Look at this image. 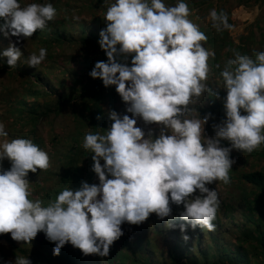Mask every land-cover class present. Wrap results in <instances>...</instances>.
I'll return each instance as SVG.
<instances>
[{
    "label": "clouds",
    "instance_id": "clouds-1",
    "mask_svg": "<svg viewBox=\"0 0 264 264\" xmlns=\"http://www.w3.org/2000/svg\"><path fill=\"white\" fill-rule=\"evenodd\" d=\"M105 2L106 27L98 43L107 62H97L89 75L106 88L115 86L131 118L111 111V127L84 138L99 183L64 188L47 203L33 199L28 174L48 170L50 157L30 139H6L0 122V162H11L9 170L0 167V234L10 233L12 240L31 245L44 233L55 244V256L71 244L85 256L107 257L123 235L122 224L139 225L153 213L164 220L172 215L170 205H183L179 218L187 224L178 226L182 234L188 226L214 231L220 201L217 191L206 185L230 182L233 149L252 153L264 145V51L254 53L255 59L236 52L226 61L219 74L226 118L214 123V136L206 138L205 125L213 117L207 113L201 118L195 105L205 93L220 99L205 83L209 57L215 54L202 43L206 35L188 19V5L184 0L174 6L166 0ZM56 15L48 0L24 6L20 0H0V32L6 38H30ZM209 16L218 32L232 27L222 12L213 9ZM46 55L40 48L25 63L37 68ZM22 56L14 44L0 53L10 68ZM137 118L160 126L159 134H146L137 127ZM222 141L230 147H222ZM15 264L31 262L17 256Z\"/></svg>",
    "mask_w": 264,
    "mask_h": 264
},
{
    "label": "rangeland",
    "instance_id": "rangeland-1",
    "mask_svg": "<svg viewBox=\"0 0 264 264\" xmlns=\"http://www.w3.org/2000/svg\"><path fill=\"white\" fill-rule=\"evenodd\" d=\"M244 1L221 0V8L218 6L219 0H184L190 10L188 19L198 25L199 29H208L212 26L209 13L213 9L218 11V8H221V12L229 17L228 23L232 27L226 29V40L232 42V45L230 49L221 50L222 53L218 50L220 61L224 62L222 67H224L227 59L234 58V53L243 54V50L239 47L244 48V51L248 52L246 55L253 59H255L254 53L264 51V0ZM33 2L45 3V0H20L22 6ZM48 2L53 4L57 12L56 18L49 22L46 28L48 35H50L49 39L48 36L40 37L36 32L30 38L11 36L6 38L0 32V53L6 50L10 44L20 48L23 53L15 68L8 66L7 58H0V122L5 125V130L8 132L6 139L8 140L24 138L34 141L32 134L27 135L31 132L39 137L38 146L49 155L51 166L46 171L38 169L36 173L29 172L27 179L31 183L32 198L41 199L45 203L50 201L43 199L47 191H53V195H55L54 191L57 189H79L82 182H87L89 185L99 183L96 174H92L90 163L92 157L89 156H81L76 159V164L84 169L83 180L79 183V186L76 188L72 184L63 185L62 183V177L68 173L67 155L69 149H72V141L78 135V140L82 146L84 144V133L87 132L83 130L81 134L80 132L75 134L76 125L81 123V117L75 115L81 111V99H73L69 102L59 116L55 117L52 114L48 121L37 122L35 125L30 120L22 119L19 111L23 107L22 103L27 104V106L24 105L26 107L34 103L35 98H32L28 92L30 87L28 84L38 77H44L54 89H59V92L54 93L53 96L39 98L40 104L47 103L49 106L54 107L59 94L78 95L80 93V90L76 92L71 90L73 85H79L75 83L80 73L78 62L81 59L83 60L86 53L88 57L93 59L101 57L100 47L84 48L81 39L96 34L97 32L91 34L96 29L106 27V21L104 20L106 9H103V7L108 6L105 0H48ZM176 2L177 0H166V3L170 6H174ZM77 17L79 19H76ZM102 24L103 27H98ZM58 33H63L66 37L62 42L55 43ZM17 40H19L18 43ZM202 43L210 52L215 50L208 48L205 42ZM40 48L47 50L45 61L37 68L29 67L25 63L27 57L32 53L38 54ZM228 52L229 55L226 54ZM215 57L217 56L209 57L210 72L205 83L209 85L213 93L219 95L220 99H215L205 93L195 105L201 118L207 113L212 114L213 119H210L208 124L205 125L204 135L206 138L214 136L212 125L221 123L226 118L225 111L222 114L211 111L212 107L221 104L223 97L226 96V91L222 88L223 82L220 73L216 68V70H213L212 60ZM73 70L78 73L74 75ZM68 73H71L72 76ZM63 79L68 86H59L60 80ZM47 90L50 91L49 88ZM116 101L115 111L117 114L121 117L129 115L131 118V114L126 112L127 105L122 101L119 94L116 96ZM104 111L109 118V113L114 110L109 104L105 103ZM109 123L110 128L113 122L110 121ZM137 127H140L146 134L149 130L153 131L154 137L160 131V126L156 124L146 125L140 118H137ZM221 146L230 147V143L222 141ZM75 153L74 155H76ZM230 158L235 161L229 173L230 182L225 184L218 181L206 185L218 193L220 207L216 218L219 220L220 225L211 232L203 229V239L199 243L197 242V228L193 230L188 226L184 234L179 230L178 226L180 224H187L179 218V213L183 211V205H170L172 215L164 220L159 219L153 213L139 225L122 224L123 235L110 247L107 257L85 256L82 253V263L173 264L174 256L178 260V254H183L185 258L180 261V264H185L187 257L201 258L200 263L202 264L204 258L199 254V251L208 254L211 261H214L212 256L217 254L216 249L218 247L228 249L229 253L233 249V245L238 243L239 239H242L247 230L254 229V224L249 219L250 216L253 215V219L257 220L260 213L264 211V202L260 198L259 192H256L255 187L241 178L244 173L257 170L264 173V148L261 145L252 153H243L233 149ZM103 163L101 161L102 165ZM0 167L7 169L11 167V162L5 159L0 162ZM197 194L199 193L197 192ZM225 205L230 208L225 209ZM249 207H252L253 211ZM169 223L177 227L168 228L166 225ZM183 235H187L189 239L185 241ZM44 238V233H38L31 245H25L22 241L12 240L10 233L0 234V264H15L17 256H27L31 264H46L40 261L39 257L41 255L39 254L41 252L44 254L47 252L53 256V263L51 264H60V256L63 255V251H60L58 256L53 255L55 244L48 240L43 242ZM134 261L136 262L134 263ZM253 263L255 264V262Z\"/></svg>",
    "mask_w": 264,
    "mask_h": 264
},
{
    "label": "trees",
    "instance_id": "trees-1",
    "mask_svg": "<svg viewBox=\"0 0 264 264\" xmlns=\"http://www.w3.org/2000/svg\"><path fill=\"white\" fill-rule=\"evenodd\" d=\"M241 2L245 1L241 0ZM218 6H222L221 0H219ZM221 8H218V13H221ZM103 9L107 10V7H103ZM98 27H103V24L98 25ZM100 31L101 29H96L94 30V32H91V34L97 32L96 34L91 36L89 35L81 39V44L84 46V48L100 47L98 43L100 39ZM200 31L203 32L207 37L205 43L207 44L208 48L215 49L213 52L217 57L212 60V66L214 67L213 70L217 69L218 73H220V71L223 69L222 66L224 62L220 61V55L218 53V50L221 51L225 48L230 49L232 45V42L226 40V29L218 32L215 28L211 26L208 27V29L200 28ZM39 32L40 30L36 31V33L39 34L40 37L48 36V39L50 38V35H48V31L46 29L41 31V33ZM65 37L66 36H64L63 33H58L57 37L55 38V43L62 42ZM239 49H242L243 54L245 55L248 53L247 51H244V48L242 47H239ZM100 54L101 57L98 59L88 57L87 53L84 55L83 60L81 59V61L78 62L80 66V73L78 76L79 78L75 81V83L79 85H73L71 88L73 92L80 90V93L78 95H68L62 93L59 94L57 96V101L55 102L54 107L52 105L49 106L47 103L40 104L38 100L39 98H48L50 95L53 96L54 93L59 92V89H54V87L51 86L50 83L47 82L44 77H38L34 81L29 82L28 86L30 87L28 92L30 93L32 98H35V101L28 107H26L27 104L22 103L23 107L21 108V111H19L21 118L30 120V122L34 125L37 122H46L49 120L50 115L52 114H54L55 117L59 116L62 110H64L65 106L69 102L73 101V99H81V111L78 114H75L76 117H81V123L76 125L75 134H78L79 132L81 134L83 130L87 131L84 133V139L89 132L96 133L108 130L110 121L104 111V104H109V106L115 111L117 103L116 96L118 93L116 92L115 86H110L106 88L100 79H93L89 75V73L92 71L97 62H107V57L104 51L101 50ZM226 54L229 55V52ZM127 63L129 64V66H131V57L128 58ZM217 64L221 66L219 69L215 67ZM72 73L76 75V73L78 72L73 70ZM68 74L72 76L71 73ZM65 85L68 86V84L65 83L64 79L60 80L59 86L63 87ZM47 88H49L51 92L48 91ZM211 111L222 114V112L224 111L223 103L216 104L212 107ZM25 113H27V115H25ZM242 115H244V113ZM29 134H32V137L34 139L33 142L39 145L37 142L39 137L35 136L32 132L28 133L27 135ZM78 139L79 137L78 135H76L72 141V149H69V153L67 155L68 173L62 177L63 185L72 184L76 188L79 186V183L83 180L82 175L84 174V169L81 168L78 164H76L77 157H92L93 155V153H90L88 150H86L83 145H80V141ZM262 147L264 148V145H262ZM74 152H76V155H74ZM90 163L93 167L92 159L90 160ZM9 169L10 167L4 170ZM92 174H94L93 171ZM241 178L245 182L255 187L256 192H259V196L264 202V173L262 171L257 170L254 172L244 173ZM61 191L62 190L59 189L55 190V195H53V191H47L43 199L46 201L55 200V198ZM224 208L228 209L230 207L228 205H225ZM249 209L253 211L252 207H249ZM253 218L254 216L251 215L249 219L253 222L254 229L250 231L247 230L244 233L242 239H239L238 243H235L233 245V249L230 250L229 253L228 249L224 247H218L216 249L217 254L212 256V258H214V261H211V257H209L208 254H206L204 251H199V254L202 255V258H204L202 264H254L253 262H255V264L257 262L258 264H264V211L260 213V216L257 220H254ZM213 223L215 224V228L220 225L219 220L217 218L215 221H213ZM197 231V242L199 243L203 239V230L197 227ZM46 241L47 239L45 237L43 242ZM61 251H63V255L60 256V264H84L81 261L82 252L79 249L74 248L71 244H66L61 249ZM39 255H41L39 257L41 262H44L46 264L53 263V256L48 254L47 252L45 254L41 252ZM174 257L175 259H173V264H180V261L184 260L185 258L183 257V254H178V260L176 259V256ZM200 259L201 258L197 257H187L185 264H201ZM135 262L136 261H134V263Z\"/></svg>",
    "mask_w": 264,
    "mask_h": 264
}]
</instances>
